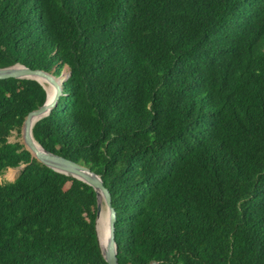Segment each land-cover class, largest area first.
Masks as SVG:
<instances>
[{
  "label": "trees",
  "instance_id": "obj_1",
  "mask_svg": "<svg viewBox=\"0 0 264 264\" xmlns=\"http://www.w3.org/2000/svg\"><path fill=\"white\" fill-rule=\"evenodd\" d=\"M16 63L64 70L32 135L100 176L119 264H264V0H0ZM45 98L0 79V264H108L93 187L8 141Z\"/></svg>",
  "mask_w": 264,
  "mask_h": 264
},
{
  "label": "water",
  "instance_id": "obj_2",
  "mask_svg": "<svg viewBox=\"0 0 264 264\" xmlns=\"http://www.w3.org/2000/svg\"><path fill=\"white\" fill-rule=\"evenodd\" d=\"M10 77L18 79H34L38 81L45 89L46 98L44 103L38 108L29 111L22 123L20 130L22 140L20 142L23 144L24 148L30 152L31 156L34 157L38 162L46 165L47 167L55 171L80 179L93 187L96 192L97 198L95 228L97 217L102 207V203L107 208V224L109 237L107 247L104 251L100 246L101 253L108 264H119L117 259V245L114 238L116 212L111 206L110 192L104 185L100 176L91 171L88 167L83 164H80L69 158L63 157L59 154L47 151L35 139H32V127L34 123L50 113L51 109L54 107L62 93L63 80L60 81L59 76H55L43 69H32L20 63H16L6 67H0V79H6ZM41 80L47 81L48 83L54 86V94L49 101H47V90ZM24 167L25 164H22L21 168L23 169ZM99 196H101L102 201L100 200ZM97 239L99 242L98 233ZM148 264H158V261L153 260Z\"/></svg>",
  "mask_w": 264,
  "mask_h": 264
},
{
  "label": "bare ground",
  "instance_id": "obj_3",
  "mask_svg": "<svg viewBox=\"0 0 264 264\" xmlns=\"http://www.w3.org/2000/svg\"><path fill=\"white\" fill-rule=\"evenodd\" d=\"M41 81L47 90V101H49L54 94V86L51 85L50 83H48L47 81H44V80H41ZM45 83L49 84V85H46ZM32 139L34 140L33 137H32ZM99 197H100V200L102 201L101 196H99ZM96 228H97L100 246L104 251L107 247L109 235H108V224H107V209L104 208L103 205H102L100 212H99V215L97 217Z\"/></svg>",
  "mask_w": 264,
  "mask_h": 264
},
{
  "label": "rangeland",
  "instance_id": "obj_4",
  "mask_svg": "<svg viewBox=\"0 0 264 264\" xmlns=\"http://www.w3.org/2000/svg\"><path fill=\"white\" fill-rule=\"evenodd\" d=\"M63 72H64V70H63ZM63 72L59 76L60 81H62V80H64L66 78L65 72L64 73ZM46 85H49V84H46ZM21 140H22L21 134L18 133L16 130H13L11 132V134L8 136V141H10V142H15V141H19L20 142ZM21 167H22V164H19L16 167H8V168H6L2 172V174L0 175V181L2 183L7 182V181H13L17 177V175L19 174V172L22 170ZM102 205L104 206V208H106V206L103 203H102Z\"/></svg>",
  "mask_w": 264,
  "mask_h": 264
}]
</instances>
